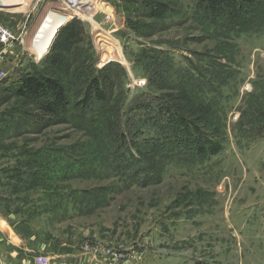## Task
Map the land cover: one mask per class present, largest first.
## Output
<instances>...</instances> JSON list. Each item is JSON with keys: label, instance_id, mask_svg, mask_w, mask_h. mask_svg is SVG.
Instances as JSON below:
<instances>
[{"label": "rangeland", "instance_id": "obj_1", "mask_svg": "<svg viewBox=\"0 0 264 264\" xmlns=\"http://www.w3.org/2000/svg\"><path fill=\"white\" fill-rule=\"evenodd\" d=\"M99 1L93 16L114 52L103 54L91 23L73 20L82 25L76 47L87 65L124 69L125 93L113 98L125 103L126 121L113 128L92 124L95 100L86 119L75 118L79 93L60 119L11 90L17 73L47 68L55 37L42 56L27 44L53 1L33 0L27 13L0 11L16 37L0 44V264H264V0L260 22L237 27L231 39L198 17L195 0H160V10L156 0ZM151 67L166 71L158 103L182 97L179 85L193 82L196 93L217 100L221 112L195 102L201 120L209 119L190 127L195 138L216 134L207 138L221 143L217 155L193 157L175 144L151 160L138 156L149 144L131 124L146 119L134 105L156 79ZM124 158L128 185L107 167ZM147 169L157 176L148 180ZM113 247L131 256L114 261L106 252Z\"/></svg>", "mask_w": 264, "mask_h": 264}, {"label": "trees", "instance_id": "obj_2", "mask_svg": "<svg viewBox=\"0 0 264 264\" xmlns=\"http://www.w3.org/2000/svg\"><path fill=\"white\" fill-rule=\"evenodd\" d=\"M261 1L262 0H195V8L196 14H198L200 19H203L209 26L213 27V29L219 31V33L226 34L225 36L231 39V32L236 31L235 29L237 27H240L241 31H248L252 24L260 22V20L258 21L260 16L258 12L262 8ZM155 2L157 4L154 10H160L164 3L160 0H156ZM170 9L167 5H164L165 12ZM225 28L228 31H225ZM82 31L81 23L74 20L62 26L55 35L52 46L47 54L49 56L45 55L47 57L43 60L49 62L47 68L42 72L36 69L34 72L26 71L25 74H23L24 71H21L20 74L17 73L16 80L13 81L9 87L28 101L37 99V101L43 104L41 106V111H43V113L60 119H63L65 113L69 114L68 109L66 110L70 105L69 96L72 95V93H74V95L79 93L81 98L78 102L80 105L78 112L80 113H76L75 118L86 119L85 110H87L90 102L95 100L100 103L98 107H93V109H95L93 112L95 114L94 117L90 116L93 125L96 126L99 124L100 126L104 127V125H106L108 127L110 124L109 127L111 128L122 126L125 120L122 108L125 106V103L124 106L120 108L115 104L119 103V101H116L113 96L116 92H118L119 95L125 93V85H123L122 82L120 83L119 80V75L122 78L125 76L124 69L120 68L118 73H115L113 70H111L113 71L111 72L109 70L110 68L98 71L94 68L93 61H89L87 65L85 53L76 47ZM116 68L119 67L117 66ZM148 69H150V67ZM151 71L153 73V78L156 77V79L149 83L144 89L146 91L143 90L140 93L139 101H142L134 105V110H142V114L146 119L144 121L137 120L139 121L138 125H135L134 121H132L131 124V131L136 128L139 129V132L145 136L143 143L149 144L146 145V151L136 147L140 152L138 156L140 158H147L150 156L151 160L153 155H157L160 151H164L163 147L168 145L174 146L175 144H185V148L192 153L193 157L217 155L222 149L221 143L207 138L211 137V135L216 137L215 133H204L198 137L196 136V138L195 136H190V134H193V132L190 133L191 126H198L199 123L204 124L208 122L207 120L209 119L207 116L205 120H201L195 110V102H198L202 107L205 103L210 104L213 107L215 106V111L221 112L219 109H216L217 100H210L205 94L196 93L199 85L193 82L189 86L184 84L179 85L178 91L183 93L182 97L172 96V100H168V97L163 96L160 100L161 102L158 103L154 95L156 90L160 89V84L163 78H165L166 71L161 72L159 67L152 68ZM157 78L160 80H157ZM10 80L12 79L10 78ZM175 88L177 89V87ZM202 113L203 115L205 114L204 111H202ZM173 127L176 131L175 129L173 131ZM203 127H207L210 130L214 128V125L207 124V126L204 125ZM203 130L205 129L203 128ZM101 134L102 133L99 132V136H101ZM127 136L128 133L125 131L120 134L121 140L127 138ZM129 143H131L130 140ZM128 147L129 146H127V148ZM151 150L156 152V154L150 155L149 152ZM127 160L129 159L124 158L120 160L119 163L113 164L112 166L108 164L107 167H111L116 173L121 174L120 178L122 181H128V185L132 182V176L123 171L129 163ZM132 160L134 164L135 157H133ZM136 163H138V161H136ZM152 167L153 166H150L149 168L159 175V171H157L155 167ZM149 172L150 169L149 171L147 169L145 176H147L148 180L157 176ZM116 176L117 175H115V177Z\"/></svg>", "mask_w": 264, "mask_h": 264}, {"label": "bare ground", "instance_id": "obj_3", "mask_svg": "<svg viewBox=\"0 0 264 264\" xmlns=\"http://www.w3.org/2000/svg\"><path fill=\"white\" fill-rule=\"evenodd\" d=\"M6 1L9 3L11 7L6 9H0V11H6L11 13H20V12L27 13L30 9L29 6L31 5L33 0H6ZM84 4L86 10V14H85L86 20L93 25L95 31L100 33L99 35H97V37L99 41H102L103 42L102 44L107 47L106 50H104L105 52H103V54L114 52L116 50L114 42L110 39L109 34H107L105 30L103 31L99 27L98 23L96 22L93 16V14L96 13V11H98L102 7L100 1L84 0ZM55 5H56L55 3L49 4V6L46 7L45 11L39 18V21L37 22L34 31L30 35L27 46L30 52L33 53L34 55L42 56L45 53V51L48 49L57 31L60 29L58 28L60 24L57 19V15L60 13L58 12L57 6ZM66 14H67L66 17L70 18L69 17L70 14L69 13Z\"/></svg>", "mask_w": 264, "mask_h": 264}, {"label": "built area", "instance_id": "obj_4", "mask_svg": "<svg viewBox=\"0 0 264 264\" xmlns=\"http://www.w3.org/2000/svg\"><path fill=\"white\" fill-rule=\"evenodd\" d=\"M52 1H53V3H51V4L55 3L56 4L55 6H57V10L60 13L57 16H65L66 17V15H67L66 13L70 14V16H69L70 18L66 17L67 22L65 23V25L67 23H69L71 20L77 19V18L86 20V18H85L86 10H85L84 0H52ZM13 40H16V37H14L10 33V30L7 28V26L5 24L0 23V44H8V43L11 44V41H13ZM40 59L41 58H39L37 60H40ZM0 63H1V61H0ZM119 63H121V61H119ZM106 252L113 258L114 261H121L123 258H125L127 256H131L130 253H127V252L123 253L122 249L119 250V248H114V247L109 249Z\"/></svg>", "mask_w": 264, "mask_h": 264}, {"label": "water", "instance_id": "obj_5", "mask_svg": "<svg viewBox=\"0 0 264 264\" xmlns=\"http://www.w3.org/2000/svg\"><path fill=\"white\" fill-rule=\"evenodd\" d=\"M9 7H11V6L9 5V3L6 0H0V9H6ZM57 19H58L59 24H60L58 26V28H61L67 22V18L65 16H57ZM122 64H124V63H122Z\"/></svg>", "mask_w": 264, "mask_h": 264}, {"label": "crops", "instance_id": "obj_6", "mask_svg": "<svg viewBox=\"0 0 264 264\" xmlns=\"http://www.w3.org/2000/svg\"><path fill=\"white\" fill-rule=\"evenodd\" d=\"M5 53H6V51H5ZM0 54H1V51H0Z\"/></svg>", "mask_w": 264, "mask_h": 264}]
</instances>
